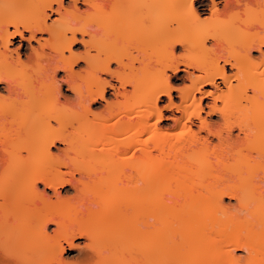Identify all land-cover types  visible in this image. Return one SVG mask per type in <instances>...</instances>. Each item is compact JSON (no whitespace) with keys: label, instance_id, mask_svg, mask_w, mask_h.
I'll list each match as a JSON object with an SVG mask.
<instances>
[{"label":"bare ground","instance_id":"bare-ground-1","mask_svg":"<svg viewBox=\"0 0 264 264\" xmlns=\"http://www.w3.org/2000/svg\"><path fill=\"white\" fill-rule=\"evenodd\" d=\"M77 238L92 264H264V0H0V264Z\"/></svg>","mask_w":264,"mask_h":264},{"label":"rangeland","instance_id":"rangeland-1","mask_svg":"<svg viewBox=\"0 0 264 264\" xmlns=\"http://www.w3.org/2000/svg\"><path fill=\"white\" fill-rule=\"evenodd\" d=\"M67 4V3H66ZM81 5V4H80ZM82 7H83V5H82ZM50 12V11H49ZM50 17H51V19L52 18H54V17H56V15L57 14H55V13H52V12H50ZM50 19V20H51ZM17 40H18V38L17 39H15V40H13V44H12V46H11V48H13V47H15V46H17ZM33 45L34 46H37V43L36 42H33ZM82 65H83V63H82ZM114 66V65H113ZM182 74H183V72H182ZM107 78H109V77H107ZM190 82L188 81V80H181V81H177V82H175L174 84H175V86L176 87H183L184 85H188ZM206 88H211L210 86H206ZM64 92H65V90H64ZM177 91H175L174 92V96L175 95H177ZM66 94H68V95H71V92H67L66 91ZM107 98L108 99H113V96L112 95H110V94H108L107 95ZM206 101H204V106H205V104H206V102H209L210 101V99L208 98H206L205 99ZM168 102V99H167V97H164V101H162L161 103H160V105H164V104H166ZM102 103H104V102H98V104L96 105V106H102L101 104ZM220 103V102H219ZM206 110H207V107H206ZM166 114H169V112H166ZM204 115H206L205 113H204ZM217 115H212V116H209V118L210 119H212V120H217ZM168 123V121L167 120H165V121H163L161 124H167ZM58 146H63L62 144H58ZM54 150H56V149H54ZM226 201H228V199L226 200ZM54 226H52L51 228H53ZM50 228V231L52 230ZM75 242H76V244H77V247H75V248H70V250L68 249V251L65 253L66 255H65V257L66 258H69V260H76V258L77 259H81V258H79V256H81V254H80V252H81V247L80 246H85V243L87 242V239H85V238H77L76 240H75ZM85 249V248H84ZM80 254V255H79Z\"/></svg>","mask_w":264,"mask_h":264},{"label":"snow or ice","instance_id":"snow-or-ice-1","mask_svg":"<svg viewBox=\"0 0 264 264\" xmlns=\"http://www.w3.org/2000/svg\"><path fill=\"white\" fill-rule=\"evenodd\" d=\"M188 7H189V9L191 10V5H188ZM193 15H194V12H193ZM81 59H83V57H81ZM209 83H211V80H209L208 81ZM207 95L208 96H211L212 95V93H207ZM49 187H51V185H49ZM71 238H69V240H70ZM64 247H73V248H75V247H77V245H75V244H65V245H63ZM81 247V252L83 253L84 252V248L86 247V246H80ZM69 264H92V261H90L87 257H86V254L85 255H83L82 256V258L81 259H79V260H76V261H71V262H69Z\"/></svg>","mask_w":264,"mask_h":264}]
</instances>
